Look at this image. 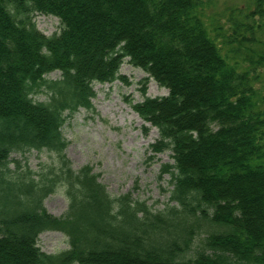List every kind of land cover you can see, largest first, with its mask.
<instances>
[{"label": "trees", "instance_id": "trees-1", "mask_svg": "<svg viewBox=\"0 0 264 264\" xmlns=\"http://www.w3.org/2000/svg\"><path fill=\"white\" fill-rule=\"evenodd\" d=\"M203 5L0 0V264H264L263 97L254 70L210 36ZM37 14L59 18L60 31L45 34ZM245 15L264 19V0ZM256 24L228 43L264 49ZM254 51L243 60L264 62ZM125 61L169 90L133 105L159 131L155 151L173 152L163 168L173 188L159 209L131 193L113 197L93 165L74 170L65 153L66 113L92 107L96 82L126 80ZM42 92L47 100L35 98ZM44 149L58 160L39 171L11 158ZM60 186L69 204L56 215L45 199ZM48 229L69 247L43 250Z\"/></svg>", "mask_w": 264, "mask_h": 264}, {"label": "rangeland", "instance_id": "rangeland-1", "mask_svg": "<svg viewBox=\"0 0 264 264\" xmlns=\"http://www.w3.org/2000/svg\"><path fill=\"white\" fill-rule=\"evenodd\" d=\"M252 9L254 0H204L201 8L209 34L222 53L230 50L227 54L233 57L232 60H237L245 69L254 70L251 75L260 87L264 104V62L243 60L249 49L263 53L264 49L259 43H228L233 37L240 39V35H249L248 24L255 26L256 23L264 22L259 16L246 17L245 14ZM35 20L39 29L47 35H53L61 29L60 20L55 16L37 14ZM253 31L256 39L264 40V26L255 27ZM248 44L252 47L248 48ZM120 73L126 80L94 84L96 95L91 108L82 107L73 114L66 113L62 129L69 145L65 153L74 170L86 164L93 165L94 171L100 174L99 180L107 186L113 197L131 193L133 198L147 201L153 208H163L169 201V190L173 188L171 175L163 172V168L165 164L173 163V152L171 149L159 153L155 151L153 145L159 139V131L146 122L133 105L144 99V93L155 97L167 95L169 90L160 86L142 68L128 61L122 64ZM58 76L57 71L49 75L50 78ZM47 97V93L42 92L35 98L44 101ZM11 158L37 171L58 160L57 154L46 149L31 150L25 154L16 152ZM45 204L54 214H64L69 204L65 188L58 187L45 199ZM204 234L201 232L194 237L193 246L200 244ZM38 242L48 252L69 247L68 236L57 229L41 232Z\"/></svg>", "mask_w": 264, "mask_h": 264}]
</instances>
